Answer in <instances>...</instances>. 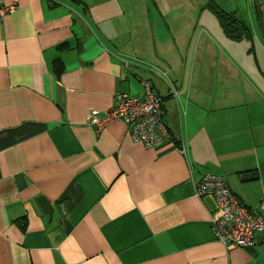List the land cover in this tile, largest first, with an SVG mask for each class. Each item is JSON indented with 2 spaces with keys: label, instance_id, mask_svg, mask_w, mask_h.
<instances>
[{
  "label": "crops",
  "instance_id": "obj_1",
  "mask_svg": "<svg viewBox=\"0 0 264 264\" xmlns=\"http://www.w3.org/2000/svg\"><path fill=\"white\" fill-rule=\"evenodd\" d=\"M228 2L250 37L226 36L205 0L155 6L147 23L18 0L0 20V264H264V231L223 245L212 198L195 195L217 173L264 218V8ZM146 81L165 144L133 142L121 120L88 123Z\"/></svg>",
  "mask_w": 264,
  "mask_h": 264
},
{
  "label": "built area",
  "instance_id": "obj_2",
  "mask_svg": "<svg viewBox=\"0 0 264 264\" xmlns=\"http://www.w3.org/2000/svg\"><path fill=\"white\" fill-rule=\"evenodd\" d=\"M18 0H0V20L16 8ZM259 7L264 8V0ZM117 105L99 117L93 110L88 116L89 124L101 128L107 122L121 120L129 128L133 142L146 147H158L169 139L163 122L162 98L149 82H144V94L130 97L116 94ZM195 195L212 198L217 215L211 218L212 232L223 245L234 243L241 247L252 246L255 235L264 231V218L242 204L230 191L225 178L217 173L205 172L195 186Z\"/></svg>",
  "mask_w": 264,
  "mask_h": 264
},
{
  "label": "rangeland",
  "instance_id": "obj_3",
  "mask_svg": "<svg viewBox=\"0 0 264 264\" xmlns=\"http://www.w3.org/2000/svg\"><path fill=\"white\" fill-rule=\"evenodd\" d=\"M78 3H83L87 11L91 12L92 20L87 14V19L89 21H100L99 17L112 22H134L133 17L138 15L143 18L142 21L148 22V10H153V7L157 6H171V7H193L198 8L203 5L204 0H104L101 7L98 4L99 0H76ZM97 1V2H96ZM214 2L219 5L218 2H225L222 0H205ZM228 2V0H226ZM229 3V2H228ZM206 4V3H205ZM208 4V3H207ZM230 4V3H229ZM198 7H195L197 6ZM220 6V5H219ZM140 8V12L136 11V8ZM136 11V12H135ZM94 16V18H93ZM142 31V30H141ZM143 32V31H142ZM121 33V32H120ZM144 37L143 33L141 34Z\"/></svg>",
  "mask_w": 264,
  "mask_h": 264
},
{
  "label": "trees",
  "instance_id": "obj_4",
  "mask_svg": "<svg viewBox=\"0 0 264 264\" xmlns=\"http://www.w3.org/2000/svg\"><path fill=\"white\" fill-rule=\"evenodd\" d=\"M209 8L212 10L226 36L233 40H240L243 37H250V30L234 12L226 11L214 2H210ZM55 70H61L59 62L55 61Z\"/></svg>",
  "mask_w": 264,
  "mask_h": 264
},
{
  "label": "water",
  "instance_id": "obj_5",
  "mask_svg": "<svg viewBox=\"0 0 264 264\" xmlns=\"http://www.w3.org/2000/svg\"><path fill=\"white\" fill-rule=\"evenodd\" d=\"M253 176H254V174H252V173H248V174L244 175V177H246V178L253 177Z\"/></svg>",
  "mask_w": 264,
  "mask_h": 264
}]
</instances>
